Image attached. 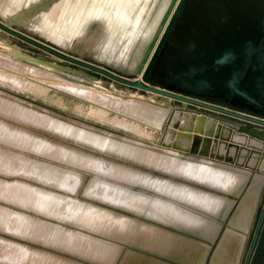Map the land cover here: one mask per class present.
<instances>
[{"label": "rangeland", "instance_id": "1", "mask_svg": "<svg viewBox=\"0 0 264 264\" xmlns=\"http://www.w3.org/2000/svg\"><path fill=\"white\" fill-rule=\"evenodd\" d=\"M48 1L0 0L1 22H5L9 16L27 14L29 7L47 3L33 13L24 15L22 21L25 23L11 25L32 39L21 37L0 25V264H21L19 253L27 247L86 262L82 257L63 251L59 244H53L54 239L59 240L58 236L64 231L59 230L58 225L97 239L121 243L122 252L131 248L160 257L121 240L118 236L120 225L115 226L110 234L111 224L106 221L110 216L109 211H92L89 216L85 210L89 206L94 209L100 206L120 212L125 218L137 217L178 232L100 200L122 205L130 203L133 193L138 194L139 190H143V203L165 205L169 199L156 196L150 200L144 191L152 190L168 196L164 187L174 186L179 181L211 190L198 182L163 173L107 151L111 150L110 143L113 141L123 143L124 150L129 149L133 153L146 147L166 153L165 149L172 147L165 145L164 140L168 130L173 127L176 112L178 109H192L174 106L170 96L116 81L59 52L103 66L120 75L136 76L137 66L170 0ZM4 42L23 54L29 53L86 70L96 74V77L63 69L43 59L14 57L13 63L7 66L2 60L7 56L6 46L1 45ZM20 63L24 67L18 68ZM42 71L45 77L39 75ZM81 88L82 91L102 93L106 89L110 99L114 97L120 102L118 105L100 103V100L84 95ZM121 91L146 95L148 99L145 100L149 105L143 103V107L154 105L153 109L164 115L160 122L150 123L143 116L132 114V108L136 107L130 105L134 102L131 101L133 97ZM121 103L125 105L124 108H121ZM161 106L164 108L161 109ZM201 113L215 118L218 124L227 126L232 133L239 130L229 124L239 122L234 117L217 113L221 119ZM175 130L178 132V127ZM132 141L141 142L145 147ZM188 149L180 147L176 150L183 159L198 162L206 157L226 163L225 159L211 154L196 155L188 152ZM227 164L244 168L243 164ZM119 170L124 173H117ZM214 192L226 195L220 189H214ZM235 200L238 202L239 197ZM226 224L227 221L225 224L223 221V225ZM255 226L256 222L251 233ZM246 235L248 237V232ZM70 238L73 239V235ZM171 262L176 263L174 260ZM49 263L53 261L38 258L37 264Z\"/></svg>", "mask_w": 264, "mask_h": 264}, {"label": "bare ground", "instance_id": "2", "mask_svg": "<svg viewBox=\"0 0 264 264\" xmlns=\"http://www.w3.org/2000/svg\"><path fill=\"white\" fill-rule=\"evenodd\" d=\"M159 28H160V23L157 31L159 30ZM4 43L5 44H1V45L6 46V42ZM6 50H7L6 52L7 56L3 57L2 60L5 64H7V66L13 63L12 58L18 57V59H21L24 57L23 56L24 54L21 53L19 49L12 48L11 46L10 47L6 46ZM22 67L24 66L20 63L18 68H22ZM42 67L43 66H41V68ZM47 74L49 73L47 72ZM39 75L41 77H45L43 71ZM104 90L105 91L102 93L95 90L82 91L81 88V92L84 95L87 96L89 95L90 98H94L98 101L100 100L99 101L100 103L105 102L110 105L117 103L118 105L120 101L116 100L114 97L113 99H110V96H108V92H106L107 90L106 89ZM121 92L133 97L132 99L129 98L131 99L132 102L134 101L132 104L130 103V105L136 107L132 108L131 106L133 112L131 110L130 111L132 114H136V117H138L137 116L138 114L140 116H143L142 118H144L147 122L157 124L160 122L161 117L164 116L161 113L157 112L156 109H153L154 107L153 104L152 107L151 105L149 106L150 108L146 106L143 107V103L149 105L148 103H146L147 101L145 100L148 99L146 95L141 94L139 92H134V93L123 92V91ZM121 106H122L121 108H124L125 105L121 103ZM162 107L163 106H161V109ZM155 108H157V106ZM174 119L175 120H173L172 122L173 127H171L168 130L164 140L165 145L172 147L171 149H165L166 153H161L151 148L147 149V147L146 149L140 148L133 153V151L129 149L124 150L125 145L123 143H114L113 141L110 143L111 150H107V151L117 153L122 157L129 158L146 166L156 168L162 171L163 173L176 174L188 180L195 181L196 183L198 182L205 186L215 187L217 189H220L222 191H225L226 193L233 195L234 197H239L238 203L235 205L234 209L232 210L234 204L233 198L216 193H211L206 189L194 187L185 182L179 181V183L175 184L174 186L164 187L167 190V194L169 196L168 198L169 201L167 204L165 205L159 203L153 204L154 207H156L157 211L162 213L161 218L162 217L164 218V215H166V218L164 219H166L167 221H169V219L178 220V221L180 220L183 224L189 226L192 229L198 230L202 235L210 238L213 236L215 232L216 223L215 221H213V219L209 217V215L225 218L228 214H230L232 210L230 218L228 220L229 227H227L223 231L220 237L219 243L213 253L211 264H239L240 256L245 244V238H246L245 231H248L250 229V226L252 224V218L254 217V212L260 200L261 192L264 187V151L261 152L264 147V138L241 129L232 133V131L227 126L225 125L222 126L221 124H218V121L215 118L208 117L201 112H195L192 110L183 111L178 109ZM146 125H150V124L146 123ZM177 127L179 129L178 132L175 130V128ZM199 128H203V132H198L202 136L199 144L202 146V150L208 151V155L211 154V156H214L216 158L225 159L226 163H219L216 162L215 160H211L206 157L200 158L198 162L179 157L180 152L176 149L180 147H183L184 149H188L190 146H192L193 136L195 133H197L195 129H199ZM206 130L210 133L206 134L205 133ZM217 131H219L218 135H216ZM101 143L103 142L101 141ZM135 143L144 146V144L141 142H135ZM93 146L103 149V147L98 145H93ZM113 148H117V149L113 150ZM203 155L206 156V154ZM227 163L243 164L244 168L232 166ZM252 169H256L257 171L253 172ZM116 172L119 174L124 173L123 171L120 170ZM86 196L89 195L86 194ZM177 200L184 201L187 205V208L186 209L179 208L176 204ZM194 208L202 210L203 213L198 212L199 210L193 211ZM140 209L141 208H139V210ZM109 213L110 216H108V219L106 220L111 224L109 230L112 231L113 228L117 225H120V229L125 228L128 231L132 229L134 225L133 222H131L130 220H129L130 222L125 220L124 218L117 215V213L113 211L109 210ZM22 229H24V227ZM73 237L76 238L75 236ZM84 242L91 246H93L94 244L98 245V242L95 240L86 239L84 240ZM45 243H47V241ZM119 246L121 245L119 244ZM206 249L208 248L204 244L202 245L189 244L188 253H187L189 260H191L195 264H198L201 258L206 253ZM19 258H21L20 259L21 264H37L38 258L43 261L47 259H49L50 261L52 260L53 261L52 264H85L78 262L77 259H75L76 260L75 261L62 256H58L49 251L47 252L46 250L43 251L40 248H35V247L25 248L24 252L21 251L19 253ZM121 261L119 263H121Z\"/></svg>", "mask_w": 264, "mask_h": 264}, {"label": "water", "instance_id": "3", "mask_svg": "<svg viewBox=\"0 0 264 264\" xmlns=\"http://www.w3.org/2000/svg\"><path fill=\"white\" fill-rule=\"evenodd\" d=\"M46 4L29 7L26 13H33ZM27 14L9 16L5 22L0 21V25L21 37L32 39L11 27L14 23H25L22 19ZM263 19L264 0H171L160 21L159 30L149 42L136 69V72H143L151 81L162 86L125 77L92 62L59 53L126 84L244 116L228 108L193 98L184 92L233 101L235 94L245 84L248 70L253 68L252 62L244 76L239 78L261 36ZM23 56L33 60L43 59L63 69L96 77L94 73L54 60L29 53H24ZM235 82L239 83L236 88ZM233 89L236 92L231 97ZM257 120L264 123L263 119ZM239 129L264 138L262 127L241 124ZM195 131L197 133L193 136L192 146L187 151L208 155V151L199 146L202 136L198 132H203V128ZM205 133L210 132L206 130ZM218 134L219 131L216 132Z\"/></svg>", "mask_w": 264, "mask_h": 264}, {"label": "crops", "instance_id": "4", "mask_svg": "<svg viewBox=\"0 0 264 264\" xmlns=\"http://www.w3.org/2000/svg\"><path fill=\"white\" fill-rule=\"evenodd\" d=\"M263 149H264V147H263ZM263 149L261 152H263ZM193 154H196V153H193ZM210 188H212V189L208 190L209 192L219 194L217 192H214V189H217V188L209 187V189ZM139 191L140 192L138 194H136V192H135V194L133 193V195H132L133 197L130 201L131 205H130V203L129 204L126 203V205H125V203H123L121 205L119 203L113 204V203H110V202L104 201V200H100V201L105 203V204H109V205H112L115 207H120V208L126 209V210L140 216V217H144L146 219L149 218V220L154 221L156 223H160L163 226L172 227V228L178 230V232L171 231L167 228L155 225L153 223H149V222L144 221V220L137 218V217L125 218L122 213L120 215V212H117V211H114L111 209H106V208L100 207V206H97L95 209L93 207L89 206L88 208H86L85 211H87L89 216H90L92 211H100V212L104 213V212L110 210V211L117 213V215L121 216L125 220H127V221L130 220L131 222H133L134 225L130 231L126 230L125 228L120 229L118 236L121 240L125 241L128 244L142 248V249H144L148 252H151L155 255H158L162 258L164 257V258L174 260V261H176V263L171 262V260L168 261V259L167 260L162 259L160 257L158 258V257L154 256L155 257L154 258L151 255H147L144 253L142 254L141 252L133 250L131 248L122 252L121 250H123V244H121V243L109 242V241H106L104 239L100 240V238L97 239L96 237H94L90 234L82 233V232H79L77 230L68 229L67 227L62 226V225H58V224H56V225H58V229L64 230L63 231L64 233L62 232V234L58 236L59 240L57 239V241H56V239H54L53 244H55V243L59 244L60 249H62L63 251H65L67 253L74 254V255L82 257V258L85 257L86 259L85 258L84 259L86 260V262L85 261L82 262V260L77 259L78 262L85 263V264H89L90 262H91L90 264H105V263L106 264H121V263L122 264H129V263L130 264H187V263L188 264H195L191 260H189V258H188L187 253H188L189 244H200V245L204 244L207 246V248L209 250L206 249V253L201 258V260L199 261L198 264H211L212 256H213V253H214V251H215V249L219 243L220 237H221L223 231L227 227H229V221L228 220L230 218L231 212L225 218H220V217H216L214 215L207 214L216 223L215 232H214L213 236L210 238V237H206V236L202 235L198 230L192 229L189 226L183 224L180 220L178 221V220H170L169 219V221H167L166 219H164V218H166V215H164V218L163 217L161 218L162 213L157 211V209H156V207H154V205H152L151 203H143V199H142L143 198V195H142L143 190H139ZM144 192L147 193L146 195L149 196L150 200L155 199L156 196H158L159 199L163 198L164 200L169 198L164 193H157V192L152 191V190L144 191ZM224 193H226V192L224 191ZM84 196H86V195H84ZM224 196H227V197L234 199V204L232 207V210H233L235 205L238 203L235 200L237 197H234L233 195H231L229 193H226V195H224ZM86 197H88V196H86ZM88 198H90V197H88ZM150 200H149V202H151ZM83 201H85V200H83ZM117 201H119L118 198H117ZM179 201H180V203H179ZM85 202H88V201H85ZM88 203H90V202H88ZM176 204L181 209L187 208L186 203L182 200H177ZM126 206H128V207H126ZM136 206L138 207V209ZM139 208H141V209L139 210ZM194 210L198 211L199 209L194 208L193 211ZM141 211H143V212H141ZM198 212L203 213L202 210H199ZM224 220L227 221V224L225 226L223 225ZM65 232H67V233H65ZM110 234H112L111 230H110ZM216 234H217V236H216ZM70 235L79 237L80 239H78V240H77V238L72 239V238H70ZM83 239L84 240H86V239L95 240L98 242V245H96V244H94L93 246L88 245L87 243L84 242ZM119 244L122 247L119 246ZM77 245H78V247H77ZM74 246H75V248H74ZM177 251H178V253H177ZM93 252H94V254H93ZM75 253H77V254H75ZM85 253H86V255H85ZM183 253H184V255H183ZM62 257H65V256H62ZM87 257H89V258H87ZM65 258L75 260L74 258H70V257H65ZM99 260H101V261H99ZM120 261H121V263H119ZM239 264H240V262H239Z\"/></svg>", "mask_w": 264, "mask_h": 264}, {"label": "flooded vegetation", "instance_id": "5", "mask_svg": "<svg viewBox=\"0 0 264 264\" xmlns=\"http://www.w3.org/2000/svg\"><path fill=\"white\" fill-rule=\"evenodd\" d=\"M262 28L261 36L253 47L249 59L245 64V68L239 75V78L244 76L248 66L252 62L253 68L248 70L246 80L244 82L245 84L241 90L235 94L236 90L233 89L231 94V97L235 94L233 101L213 99L199 94L195 95L185 93L186 95L206 99L216 103L218 106L244 114V116H242L237 113H229L218 109L214 110L213 113L218 118H221V115L217 113H222L237 119L239 122L234 125L228 121V123L234 128L239 129L241 124L264 128V123L257 120H264V19ZM238 85L239 83L235 82V88L238 87ZM225 222L226 220H224V224ZM255 222V230L251 233ZM247 232L248 237L246 235ZM245 237V244L240 256L241 261H239L240 264H264V187L254 212L251 228L248 231H245Z\"/></svg>", "mask_w": 264, "mask_h": 264}, {"label": "built area", "instance_id": "6", "mask_svg": "<svg viewBox=\"0 0 264 264\" xmlns=\"http://www.w3.org/2000/svg\"><path fill=\"white\" fill-rule=\"evenodd\" d=\"M64 56V55H63ZM66 57V56H65ZM103 67V66H102ZM105 68V67H104ZM107 69V68H106ZM112 71V70H111ZM112 72H114V71H112ZM104 73V72H103ZM116 73V72H115ZM106 74V73H105ZM118 74V73H117ZM108 75V74H107ZM120 75V74H119ZM108 76H110V75H108ZM122 76H124V75H122ZM110 77H112V76H110ZM125 77H128V76H125ZM113 78V77H112ZM131 78H133V79H140L141 81H143L144 83H147V84H153V85H158V86H162V85H160V84H157V83H155V82H153V81H151L149 78H147L146 77V75L143 73V72H140V73H138L137 72V75L136 76H133V77H131ZM114 80H116L115 78H113ZM116 81H119V80H116ZM121 82V81H120ZM189 96H191V95H189ZM191 97H193V98H197V99H199V100H202V101H204V102H208V103H211V104H215V105H217L216 103H213L212 101H208V100H206V99H201V98H198V97H194V96H191ZM172 99H173V101H174V104L175 105H179L180 107H182V108H188V109H192V110H195V111H199V112H204V113H206V114H210V115H213V116H215L214 115V110H217V109H215V108H212V107H209V106H206V105H202V104H197V103H191V102H189V101H181V100H179V99H176V98H174V97H171ZM175 100H178V101H180V102H175ZM217 117V116H216ZM188 152H190V151H188ZM196 154H200V153H196Z\"/></svg>", "mask_w": 264, "mask_h": 264}, {"label": "trees", "instance_id": "7", "mask_svg": "<svg viewBox=\"0 0 264 264\" xmlns=\"http://www.w3.org/2000/svg\"><path fill=\"white\" fill-rule=\"evenodd\" d=\"M146 77L148 78V76L146 75ZM155 83H157V82H155ZM157 84H159V83H157Z\"/></svg>", "mask_w": 264, "mask_h": 264}]
</instances>
